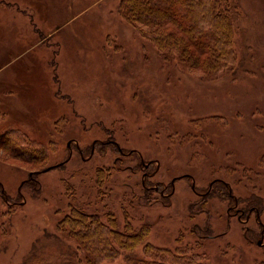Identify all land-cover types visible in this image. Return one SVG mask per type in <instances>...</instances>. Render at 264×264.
I'll return each mask as SVG.
<instances>
[{
  "label": "rangeland",
  "instance_id": "1",
  "mask_svg": "<svg viewBox=\"0 0 264 264\" xmlns=\"http://www.w3.org/2000/svg\"><path fill=\"white\" fill-rule=\"evenodd\" d=\"M121 3L0 0V264H21L76 205L147 228L139 256L152 244L264 262V210L239 203L264 205V0H228L233 55L209 77L165 59ZM14 137L47 159L13 160Z\"/></svg>",
  "mask_w": 264,
  "mask_h": 264
},
{
  "label": "trees",
  "instance_id": "2",
  "mask_svg": "<svg viewBox=\"0 0 264 264\" xmlns=\"http://www.w3.org/2000/svg\"><path fill=\"white\" fill-rule=\"evenodd\" d=\"M151 2L152 5L147 6L144 0H122L123 16L165 59H174L187 70H199L204 77H209L210 73L231 60L230 24L226 16L228 0ZM21 142L20 137H14L9 140L8 147H15L13 144ZM21 145L18 153L14 152L13 160L36 166L47 159L43 146L38 149L35 143L27 142ZM63 165L45 169L61 168ZM45 169H32L28 182H31L30 177L34 179L33 176H38ZM101 171L105 184L111 172ZM218 184H223L220 190L226 191L227 184L223 181L214 182L213 189ZM211 192L207 193V197H211ZM252 199L255 198L240 199L239 203H246L244 214L264 210L261 201ZM197 207L201 208L199 202L192 204L191 208L196 210L191 212L198 214ZM200 211L206 212L205 208ZM62 212L66 213L55 229L45 230L43 236L35 240L21 264H114L121 259L123 264H206L203 255L182 246L172 249L146 244L143 255H137V249L147 237L148 229L143 227L138 230L130 220V224H126L121 231L113 214L106 215L107 221H104L98 213L84 211L79 205L65 208ZM199 229L196 225L192 233L195 234ZM208 229L203 232L205 238L212 235V232L208 235ZM183 238L181 236L177 242L182 243Z\"/></svg>",
  "mask_w": 264,
  "mask_h": 264
},
{
  "label": "water",
  "instance_id": "3",
  "mask_svg": "<svg viewBox=\"0 0 264 264\" xmlns=\"http://www.w3.org/2000/svg\"><path fill=\"white\" fill-rule=\"evenodd\" d=\"M51 169H46L45 171H43V173H46L48 171H50ZM263 241H264V237L259 241V245L261 246L263 244Z\"/></svg>",
  "mask_w": 264,
  "mask_h": 264
}]
</instances>
